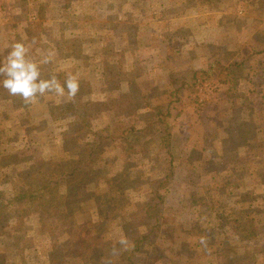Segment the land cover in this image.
<instances>
[{
	"label": "rangeland",
	"instance_id": "rangeland-1",
	"mask_svg": "<svg viewBox=\"0 0 264 264\" xmlns=\"http://www.w3.org/2000/svg\"><path fill=\"white\" fill-rule=\"evenodd\" d=\"M33 38L80 90L0 88V264H264V0H0Z\"/></svg>",
	"mask_w": 264,
	"mask_h": 264
},
{
	"label": "clouds",
	"instance_id": "clouds-1",
	"mask_svg": "<svg viewBox=\"0 0 264 264\" xmlns=\"http://www.w3.org/2000/svg\"><path fill=\"white\" fill-rule=\"evenodd\" d=\"M35 43L33 38L31 43L13 41L8 45L7 55L0 60V88L9 96H19L26 104L38 102L45 95L66 96L73 100L80 90L78 76L67 73L63 84L55 75L43 78L41 67L51 63L54 53L48 52L39 59L31 58L29 53ZM201 243H204L203 239Z\"/></svg>",
	"mask_w": 264,
	"mask_h": 264
},
{
	"label": "trees",
	"instance_id": "trees-1",
	"mask_svg": "<svg viewBox=\"0 0 264 264\" xmlns=\"http://www.w3.org/2000/svg\"><path fill=\"white\" fill-rule=\"evenodd\" d=\"M39 197H40L39 193H35V192L21 193L16 196V198L20 200L21 203H29L30 201L40 199ZM22 209H26V205L22 206Z\"/></svg>",
	"mask_w": 264,
	"mask_h": 264
}]
</instances>
